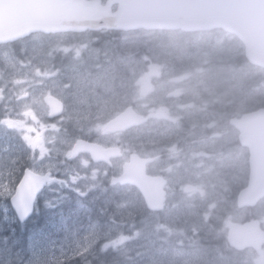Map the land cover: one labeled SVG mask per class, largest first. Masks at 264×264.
Masks as SVG:
<instances>
[{
  "label": "rangeland",
  "instance_id": "374dc122",
  "mask_svg": "<svg viewBox=\"0 0 264 264\" xmlns=\"http://www.w3.org/2000/svg\"><path fill=\"white\" fill-rule=\"evenodd\" d=\"M91 36L89 33L82 36L80 49L83 51L75 53L83 62L77 63L70 72L67 68L51 66L69 60L65 56L68 45L59 47L68 35L48 39L35 36L24 41L19 49L21 58L15 57L12 49L6 52L11 69L5 71L9 81L6 79L0 85V96L5 98L4 105H10L3 107L7 112L0 118V264H67L76 256L87 259L97 244L102 251L111 250L105 252L110 258L109 264H261L264 253L254 254L249 250L237 255L227 241L230 223H242L247 217V208L237 206V195L246 186L249 173L247 157L241 152L226 158L222 164L196 153L197 167L177 173L172 179L174 183L186 177L195 184H169L165 209L153 213L132 187L112 185L109 178H102L103 173L94 172L100 167L85 164L90 157L71 156V151L82 129L99 133L129 102L141 105L144 94L148 107L157 101L164 103L158 110L172 105L174 102H168L165 95L157 97L152 86L179 87L168 85L169 79L185 74L190 75L182 90L187 94H193L191 86L227 85L229 91L243 97L239 106L242 112L264 106V71H249L245 65L228 63L244 50L232 43V36L219 32L194 36L197 41L194 49L172 34L166 35L170 41L166 46L154 43L159 37L150 32L117 35L114 39L108 34ZM156 47L159 52L153 59L131 57L142 48L151 52ZM58 48L60 51L55 54ZM57 56L60 60H55ZM88 60L100 62H93V68H89ZM213 60H223V66ZM9 85L12 89L7 93ZM233 85L236 87L230 88ZM49 95L57 96L66 106V113L53 120L48 117ZM187 116L193 117L194 113L188 111ZM174 118H178L177 113L171 115V120ZM67 123H72L73 128ZM153 126L157 131L151 135L152 145L173 143L175 125L167 119H158ZM7 133L6 140L2 139ZM140 135H134L133 146H145L144 140L134 142ZM126 136L117 135L114 140L123 143ZM132 141L124 143L127 149ZM164 149L165 146L158 145L151 151ZM32 164L40 171H61L66 178L64 183L50 184L42 193L36 214L39 215L41 205L56 207L55 193L66 200L77 194L83 202L90 195L93 206L96 203L97 206L88 211L81 201L79 207L69 209L60 223L34 234L31 231L20 248L18 245L23 241L19 243L3 235L1 227L8 221L7 201L15 193L18 177ZM122 165L123 160H118L112 169L120 174ZM156 168L169 169L170 165L159 161ZM188 187L193 191H186ZM62 199L59 201L64 204ZM252 214L264 225V202L259 208H253ZM202 233L211 235L210 240H219V243L204 246Z\"/></svg>",
  "mask_w": 264,
  "mask_h": 264
},
{
  "label": "water",
  "instance_id": "95a60500",
  "mask_svg": "<svg viewBox=\"0 0 264 264\" xmlns=\"http://www.w3.org/2000/svg\"><path fill=\"white\" fill-rule=\"evenodd\" d=\"M119 10L111 13L96 0H0V45L24 39L33 33L99 31L103 28L121 30H178L186 32L210 31L221 28L236 35L246 48L248 60L264 67V0H119ZM50 117L63 114V101L49 97ZM147 118L130 107L111 120L107 130L121 131L139 126ZM242 131L241 140L250 150V178L247 188L238 195V207L255 206L264 197V109L247 113L234 122ZM101 151L99 145L77 140L73 155L89 152L95 161L109 160L117 155ZM153 159L138 154L124 165V173L114 182L130 183L145 199L147 208L162 211L166 202L165 181L150 177L146 165ZM51 173L37 174L27 168L10 202L21 223L35 211L36 201L48 183ZM230 244L237 250L249 247L260 249L264 230L259 220L229 226Z\"/></svg>",
  "mask_w": 264,
  "mask_h": 264
},
{
  "label": "flooded vegetation",
  "instance_id": "af4514ba",
  "mask_svg": "<svg viewBox=\"0 0 264 264\" xmlns=\"http://www.w3.org/2000/svg\"><path fill=\"white\" fill-rule=\"evenodd\" d=\"M101 3V6L105 8L106 11H111L113 13L117 12L119 9V0H98ZM103 32L112 35H125L131 34L133 32H144L143 30H136L125 32L122 30H112ZM180 32V31H178ZM148 33V32H145ZM153 33V32H150ZM166 32L160 31L156 33L157 45H167L170 41L165 38ZM170 34V33H169ZM176 39V38H175ZM179 41V40H178ZM196 44L197 41L194 40ZM159 52L158 48H154L151 52L142 48L136 52H133V55L147 61V57L153 59L154 56ZM217 59V58H216ZM215 64L223 66V60H213ZM242 64L241 62L239 63ZM32 69V66H31ZM145 69L143 70V73ZM226 72V71H225ZM225 72L221 74L223 77ZM142 73V72H141ZM142 73V74H143ZM190 75L185 74L182 77H173L169 79L168 85H179V87H173L172 89H165L163 85L152 86V92L156 93L157 97L166 96L168 102H174L172 105L158 110L159 106L164 104L160 101H157L151 107L145 105L147 96L143 95V103L139 105L135 101L129 102L122 110L127 107H133L141 115L147 118V122L139 127L131 128L125 132L113 133L105 129V125L100 128V132H90L87 133L86 130H81V136L78 139H84L90 142H94L102 145L104 148H118L117 155L111 156L109 160H101L94 162L88 153H80L76 157L86 155L90 157V161H85V164L89 163L94 164L95 166L100 167L98 170H94L95 173H103L102 178H109L112 182L114 176L120 175L112 169L115 167V163L118 160H123L124 166L128 161H130L133 153H138L145 159H153L147 165V173L151 176L162 177L165 181V184H195L194 182H189L186 177L180 178L176 182H172L175 174L184 173L190 168H196V153H200L205 156L212 157L213 160H217V164H222L223 161H226L228 157H235L238 153H242L243 157H247V168L250 170L249 166V149L242 143L241 135L242 131L238 130L234 125L235 120L241 117L245 112H242L239 109L240 103L243 100V97L238 93L229 91L227 85H199L191 86L193 88V94H187L182 91L185 83V80H188ZM31 94H32V71H31ZM236 87L235 85L230 86V88ZM144 90V88H143ZM198 94V95H197ZM261 106L256 107L255 109L260 108ZM255 109L246 111L250 112ZM121 110V111H122ZM188 111L194 113L193 117L187 116ZM173 113L178 114V118L171 120V115ZM211 113H215L216 116H210ZM116 116V115H115ZM114 116V117H115ZM158 119H167L169 124L176 126V132L172 144H169L167 141L160 142L156 144H151L150 141L153 140L151 135L157 131V128L153 126ZM53 120V119H51ZM30 124L32 132V97H31V112H30ZM69 131V130H68ZM140 135V139L134 141H143L144 145H135L133 146V137L134 135ZM117 135H127L124 142H116L114 137ZM200 137V138H199ZM132 141L130 147L127 149L124 145L127 141ZM200 141V142H199ZM206 141V142H205ZM202 142L204 144H202ZM202 144V145H201ZM165 146L166 149L159 150L158 152L151 151L153 147ZM172 145L170 149L168 146ZM199 152H197V150ZM114 151V150H113ZM112 151V152H113ZM159 161H163L170 165L169 169H157L156 165ZM38 165V163L36 164ZM32 169L41 174L52 173V176L56 178V181L48 184H59L64 183L66 178L64 173L61 171L55 170H43L40 171L38 167H35L32 164ZM244 179V176H242ZM216 181V180H215ZM264 202V200H262ZM256 208H259L256 207ZM250 250V249H249ZM264 253V246L261 250H255L254 254ZM261 264L264 263V256L260 257Z\"/></svg>",
  "mask_w": 264,
  "mask_h": 264
},
{
  "label": "trees",
  "instance_id": "16d2710c",
  "mask_svg": "<svg viewBox=\"0 0 264 264\" xmlns=\"http://www.w3.org/2000/svg\"><path fill=\"white\" fill-rule=\"evenodd\" d=\"M182 35L187 37L190 34L182 33ZM82 36L83 35H81V34H75V33L70 34V36L64 42L59 44V47L62 48L64 45H68L69 48L67 50V53H71L70 55L75 54V51H77V50L83 51V50L80 49V44H83L81 42ZM55 37H57V36L45 37V38H55ZM21 42H23V40L18 41L16 43L3 45V46L0 47V49L14 48L15 49V54L18 55V56H21V54H20V52L18 50V48L21 47ZM94 44L98 45V43H96V42ZM60 48H58V50L55 51V54L59 53ZM59 58H61V57L57 56L55 58V60H58ZM73 59H75V58L70 57L68 61H66V60L62 61V62H64V64L57 63L55 65V63H54L51 66L54 69L62 68V69L65 70L67 68L68 70H71V68L74 69L76 67L75 65L77 63H81L82 62V59H78L77 58L74 61H72ZM67 62H70L71 65H72V63L73 64L76 63V64H74L72 66H69L67 64ZM88 62L91 63V62H93V60H88ZM3 68L4 67H3L2 63L0 62V70H3ZM7 90L9 91L10 88H7ZM4 100L0 96V118L2 116V112L6 111V110H3V107H8L10 105V103L4 105ZM8 136H9V134L7 133L4 137H2V139L6 140V138ZM15 142L21 144L20 140H16ZM22 142H23V140H22ZM19 177H21V173H20ZM75 195H73L72 197H70L69 199L66 200V198L62 199L61 195H59L58 193L53 194L55 202L58 203L56 205V207L54 205V206H51L50 208H45L44 205H41L40 206L41 207V211L39 212V215L38 214H34L33 217L26 224H21L17 220V218H16L13 210L11 209V207H8V221L5 223L4 226L1 227L3 235H6L7 237H11L12 240H14V241H18L19 240V243L23 241V243L18 245V247L21 248L22 246L25 245L26 239H27L28 235L31 233V231L34 234L35 232H38V231L48 230L49 227L53 223H56V222L60 223V220L63 217H67V215H68L67 213H68L69 209H75V208L79 207L82 199H80V197H78L77 194H75ZM87 197H88V201H85V200H84V202L82 201V203L86 207V210L89 211L92 208L95 210L96 206H97V203L95 204V206H93L92 200H91V196L88 195ZM61 199L65 201L64 204L60 203L59 200H61ZM142 216L143 215H140L139 217H142ZM194 237L197 240H199V236L194 235ZM202 237L204 239L201 240V243H203L204 246L212 247L211 244H218L219 243V240L211 241L210 240L211 235L207 236V235H204L202 233ZM224 239H226V238L224 237ZM101 249L102 248H101L100 244H97L95 246L94 250L92 251L93 253L91 252L87 259L86 258L83 259V258H81V256H76L74 258H71L67 262V264H87V262L89 264H109L110 258L105 255V252H108V251H111V250L102 251ZM97 256H98V258H97Z\"/></svg>",
  "mask_w": 264,
  "mask_h": 264
},
{
  "label": "bare ground",
  "instance_id": "6f19581e",
  "mask_svg": "<svg viewBox=\"0 0 264 264\" xmlns=\"http://www.w3.org/2000/svg\"><path fill=\"white\" fill-rule=\"evenodd\" d=\"M114 46H115V45H114ZM121 52H122V51H121ZM121 54H122V53H121ZM199 138H200V137H199ZM199 142H200V141H199ZM205 142H206V141H205ZM202 144H204V143L202 142ZM202 144H201V145H202Z\"/></svg>",
  "mask_w": 264,
  "mask_h": 264
}]
</instances>
